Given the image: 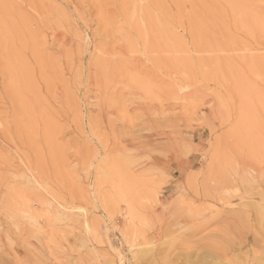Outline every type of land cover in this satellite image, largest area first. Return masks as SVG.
<instances>
[{"label": "rangeland", "instance_id": "1", "mask_svg": "<svg viewBox=\"0 0 264 264\" xmlns=\"http://www.w3.org/2000/svg\"><path fill=\"white\" fill-rule=\"evenodd\" d=\"M0 264H264V0H0Z\"/></svg>", "mask_w": 264, "mask_h": 264}, {"label": "bare ground", "instance_id": "2", "mask_svg": "<svg viewBox=\"0 0 264 264\" xmlns=\"http://www.w3.org/2000/svg\"><path fill=\"white\" fill-rule=\"evenodd\" d=\"M151 140H153V139H151ZM256 173L258 174V172H256ZM241 177H242V176H241ZM258 179H259V178H258ZM222 188L224 189V186H223ZM222 188H221V190H222ZM225 188H226V187H225ZM225 190H226V189H225ZM222 191H224V190H222ZM226 191H227V190H226ZM227 192H228V191H227ZM227 192H226V193H227ZM247 192H248V191H247ZM216 195H217V194H216ZM225 195H226V194H225ZM227 195H228V194H227ZM214 196H215V195H214ZM221 196L223 197V195H221ZM220 198H221V197H220ZM221 199H222V198H221ZM217 200H218V199H217ZM222 200H225V198L222 199ZM226 200H227V199H226ZM214 217H215V215H214ZM204 218H205V216H204ZM206 220H207V219H206ZM211 220H212V219H211ZM195 228H196V227H195ZM198 229H199V228H198ZM198 229H197V230H198ZM193 230H194V229H193ZM193 230H192V231H193ZM195 230H196V229H195ZM184 243H185V242H184ZM224 250H225V249H224Z\"/></svg>", "mask_w": 264, "mask_h": 264}]
</instances>
